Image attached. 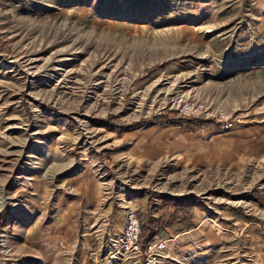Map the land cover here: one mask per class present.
<instances>
[{"label":"rangeland","instance_id":"1","mask_svg":"<svg viewBox=\"0 0 264 264\" xmlns=\"http://www.w3.org/2000/svg\"><path fill=\"white\" fill-rule=\"evenodd\" d=\"M260 2L0 0V264H98L88 233L99 226L102 259L137 264L118 254L125 212L152 206L157 219L183 199L192 216L157 235L169 245L162 264H264V156L234 164L209 141L230 131L153 121L184 94L246 122L260 115L264 72L217 67L226 37L264 53V13L250 7ZM223 83L238 106L205 99ZM75 196L78 236L55 247L53 218Z\"/></svg>","mask_w":264,"mask_h":264},{"label":"crops","instance_id":"2","mask_svg":"<svg viewBox=\"0 0 264 264\" xmlns=\"http://www.w3.org/2000/svg\"><path fill=\"white\" fill-rule=\"evenodd\" d=\"M253 1H257V0H253ZM239 7H241V5ZM250 7L253 8L254 12L264 13V4L261 2L252 3ZM223 40H225V43L227 42V47H226L227 51L221 53L220 58H223L222 60L226 62L223 63L224 61L223 62L221 61V64L217 65L218 68L226 70L227 74L231 75L230 77H237V76L241 77V76H246L248 73L252 74L255 72L257 73L264 72V53L261 55L263 49H259L252 53H248L247 51H242L241 49H237L236 47L235 49L234 46H231L229 39L227 37L224 38ZM212 86L215 87L216 90L224 91L223 94H214V96L213 95L208 96L205 99L211 100L212 102L220 105L226 110L227 107L230 108V107L238 106V105L227 106V104H229L227 103V83L215 84ZM259 113L260 115L257 116L256 119L254 118V120H252L251 122H246L243 126L235 130H232L229 133H223L222 135L218 136V134L217 135L215 134L216 131L213 129L215 135L214 136L213 134L212 136L210 135L212 138L209 141H211L212 143H218L219 149L221 148V151L223 152L224 150L227 151V155L230 156L231 162L235 160H237L238 162H242V161L244 162L246 160L261 159V157L264 156V109H261ZM232 163L236 164L235 162ZM86 197H87V201L86 203H84V205H86L87 208L88 207L91 209L95 208L94 211L98 213L99 201L97 197L92 198L89 195H86ZM80 201H81V197L78 196L72 197L69 201H67L69 206L66 212L63 214H56L54 216L53 219L55 221L54 225L56 229H54L55 231H54L53 243L55 247L60 245L62 242H64L67 245H72L71 242L75 240V238L78 236L75 230L76 228L75 222L76 219L78 218L77 217L78 210H81L82 207L79 204ZM27 209H33V207L32 208L28 207ZM86 211L87 209H85L84 212H81L80 214L85 213ZM27 212L33 214V211L27 210ZM20 218L30 219L33 217H31V215L25 214V217L22 215ZM124 222H125V216H124ZM180 224H187V222L179 223V225ZM62 226H64V228L63 230L60 231L59 227ZM102 230H103L102 226H99V229L98 228L96 229L95 227L94 229L90 230V233H88L90 240L93 239L92 232L93 234H95L97 241L99 240V245L98 242L97 243L95 242L93 245L90 246L92 250L91 252L93 253L91 257L95 256L96 262L98 264H107L105 260L102 259L103 256L102 253L104 251V244L102 241V235H103ZM61 233L65 234V236L64 237L60 236ZM185 233L188 232L185 231ZM184 234H180L179 232L173 234L172 231L171 238L175 237V239L177 240L178 238L180 239V236ZM153 240H164V239H159L156 236ZM98 256H100L101 260L98 258Z\"/></svg>","mask_w":264,"mask_h":264},{"label":"built area","instance_id":"3","mask_svg":"<svg viewBox=\"0 0 264 264\" xmlns=\"http://www.w3.org/2000/svg\"><path fill=\"white\" fill-rule=\"evenodd\" d=\"M164 109L176 112L179 117L212 123L226 132L243 126L247 120V115H228L220 108L214 107L213 103L201 102L185 94L167 101ZM141 236L138 213L134 209H128L122 236L118 242V254L136 259L137 264H162L168 252V241L152 240L143 245Z\"/></svg>","mask_w":264,"mask_h":264},{"label":"trees","instance_id":"4","mask_svg":"<svg viewBox=\"0 0 264 264\" xmlns=\"http://www.w3.org/2000/svg\"><path fill=\"white\" fill-rule=\"evenodd\" d=\"M175 116V117H174ZM188 118L184 117H177L176 113L174 112H167L164 114H161L159 116L154 117L153 121L154 122H163L166 121L168 123H177L181 121H186ZM151 120H143L137 124H133L129 128H135V127H140L143 125H146L150 122ZM150 205L154 203V199H152L150 202ZM187 200H178L175 205H172V202H167L165 205L163 211H160V215L158 216L157 219L153 218L151 215V208L152 206H149L148 213L143 214V216L140 215V212H138V217L141 222V228H142V236L141 240L143 245H147L150 241H152L161 230H163L166 226L167 221L171 220V223L176 224V223H185L189 222L191 219L192 214H186V205H187ZM175 208V211L179 210L180 212H172L171 214L170 209L171 207ZM180 213L186 214V215H181Z\"/></svg>","mask_w":264,"mask_h":264}]
</instances>
